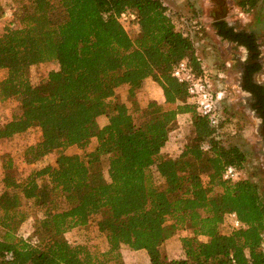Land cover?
Here are the masks:
<instances>
[{"label":"trees","instance_id":"obj_1","mask_svg":"<svg viewBox=\"0 0 264 264\" xmlns=\"http://www.w3.org/2000/svg\"><path fill=\"white\" fill-rule=\"evenodd\" d=\"M127 9L137 13L135 37L118 20ZM8 19L0 0V70L7 71L0 99L19 98L18 112L0 123V140L33 128L41 139L24 151L27 172L3 158L0 264H125L123 245L146 250L150 264H264V193L251 179L223 177L229 165L241 171L247 153L218 138L220 126L198 113L172 74L184 59L206 76L177 14L161 0H19ZM212 26L223 39L257 47L253 32L225 19ZM51 62L56 68L34 84L31 66ZM260 67L249 68L246 88L260 87L251 80ZM147 81L162 87L164 102L150 98L143 109L137 92ZM181 113L191 115L192 136L166 155ZM70 146L82 152L68 154ZM53 152L55 164L36 166ZM105 160L109 179L93 182ZM229 212L246 227L223 232ZM32 214L24 238L18 230ZM95 217L106 249L68 240ZM177 233L184 254L170 259L163 245Z\"/></svg>","mask_w":264,"mask_h":264},{"label":"rangeland","instance_id":"obj_2","mask_svg":"<svg viewBox=\"0 0 264 264\" xmlns=\"http://www.w3.org/2000/svg\"><path fill=\"white\" fill-rule=\"evenodd\" d=\"M161 1L168 6L170 13L177 14L184 23L185 30L189 34V38L195 47V53L200 59L203 70H205V77L198 76L207 80V83L210 85L213 101L220 115L219 123L211 126L215 128L220 126L218 138L225 144L238 145L247 153V160L243 169L240 171L239 178H248L259 183L264 193V141L261 136L259 118L253 117L250 109L246 105L245 95L240 90L238 82V67L235 60V55H245V51H239L237 46H231V50H229L228 47L222 45L212 26L213 20L222 17L237 29L252 30L258 33L257 38L260 42L262 68L257 75L264 82V0H258L256 6L249 10L239 5L240 0ZM18 2L19 0H2L7 17L10 20L13 18L15 6H17ZM129 32L135 37V32L131 30ZM230 59L231 63H226ZM229 63L232 64L231 67L228 65ZM55 68L56 64L52 62L33 65L29 69L28 74L31 81L37 84L46 76L49 70ZM6 74L7 71L5 69L0 70V79L4 78ZM156 84L159 85L158 83ZM151 94L154 95L155 92L150 86L146 92L138 90L137 100L141 108L144 109L148 102L152 100L150 99ZM162 96L164 99L163 89ZM153 100L159 103L164 102L154 98ZM195 100L197 104L196 97ZM128 103L131 104L129 100ZM18 106L19 98L17 96H11L5 100L0 99V123L11 119L18 112ZM184 114H178L180 116L176 118V130L172 133V138L169 142L166 143L169 144V147L163 151L166 155H177L192 136L191 115L189 113H187V116ZM98 121L100 125H103L107 119L105 116H102L99 117ZM40 139V130L33 128L25 133L15 135L12 138L0 140V193L3 190V158H11L20 172H27L29 169L22 160L24 151L28 145L35 144ZM88 150H90V147ZM66 152L68 154H74L81 153L82 151L77 146H70ZM55 158L56 153H50L41 161L37 162L36 166L55 164ZM103 167V169L91 175L93 182L109 179L106 160L104 161ZM35 217L36 214H32V217L20 226L18 235L26 238L31 234L35 225ZM98 217H95L87 228H73L70 230L66 235L68 240L72 243L96 244L101 249H106L107 240L105 235L97 232L95 228ZM233 229L231 219L225 217L221 224V230L229 233ZM3 233V229L0 227V236ZM180 238L181 235L177 233L164 243L163 252L168 258H180L183 256L184 251ZM202 239L205 238L202 237ZM121 251L125 264H150L146 251L134 250L127 245H123Z\"/></svg>","mask_w":264,"mask_h":264},{"label":"built area","instance_id":"obj_3","mask_svg":"<svg viewBox=\"0 0 264 264\" xmlns=\"http://www.w3.org/2000/svg\"><path fill=\"white\" fill-rule=\"evenodd\" d=\"M118 20L127 31H130L135 27L137 13L130 9L124 10L119 14ZM172 74L180 82L185 83L188 92L197 98L198 113L207 117L210 125H217L219 123L220 115L216 110V105L213 101V94L211 93L210 85L207 83V80L198 76L194 72L192 66L184 59L177 62L173 68ZM239 175L240 171L234 166L229 165L226 167L223 177L225 179H237ZM225 217L231 219L234 229L246 227V225L239 220L235 212H229Z\"/></svg>","mask_w":264,"mask_h":264},{"label":"flooded vegetation","instance_id":"obj_4","mask_svg":"<svg viewBox=\"0 0 264 264\" xmlns=\"http://www.w3.org/2000/svg\"><path fill=\"white\" fill-rule=\"evenodd\" d=\"M237 31H241L242 29H237ZM253 32L257 37L258 33L252 30H247ZM228 40L231 43H234L240 51H245V55L237 54L235 55V60L237 62V67L239 71V86L242 93L245 95L246 105L250 109L251 115L255 118H259L260 131L262 140L264 141V82L261 81L258 77V73L262 68V59L260 53V42L257 39V47L256 49H249L246 45L240 44L231 39ZM260 64V69L253 71L251 74V80L254 84L260 86L255 87V89H248L245 87L246 85V76L250 67L254 65ZM264 143V142H263Z\"/></svg>","mask_w":264,"mask_h":264},{"label":"crops","instance_id":"obj_5","mask_svg":"<svg viewBox=\"0 0 264 264\" xmlns=\"http://www.w3.org/2000/svg\"><path fill=\"white\" fill-rule=\"evenodd\" d=\"M217 19H224V18H216L215 20H217ZM215 20H213V21H215ZM226 20V19H225ZM212 21V22H213ZM230 24V23H229ZM231 25V24H230ZM215 34H216V36L218 37V39H219V41H220V43L222 44V45H224L225 47H228V49L229 50H231V46H236L234 43H231V42H229L228 40H224L222 37H220L217 33H216V30H215ZM229 50H228V52H229ZM239 51H240V48H239ZM228 62H230L231 63V59L229 60V61H227L226 63H228ZM228 64L230 67H231V65L232 64ZM237 74H238V77H239V71H237ZM148 84H149V86H150V88L151 89H153L154 90V92H155V96L153 95V94H151V98L153 99H158L159 101H164V99H163V96H162V88L159 86V85H157L156 83L154 84V82H149V81H147V86H148ZM184 115H186L187 116V113H185ZM189 115V114H188ZM102 116H105V115H101V116H99V117H102ZM180 116V115H179ZM178 116V117H179ZM99 117H98V119H99ZM106 117V116H105ZM106 119H107V117H106ZM99 122V121H98ZM107 123V121L104 123V124H106ZM103 124V125H104ZM102 126V125H101ZM169 142V141H168ZM167 147H169V144H166L164 147H163V149H162V151H165L166 149H167ZM205 238V237H204ZM140 250H142V251H146V250H144V249H140Z\"/></svg>","mask_w":264,"mask_h":264}]
</instances>
